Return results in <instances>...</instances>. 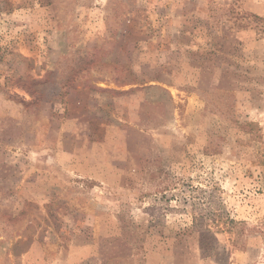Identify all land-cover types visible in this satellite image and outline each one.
I'll use <instances>...</instances> for the list:
<instances>
[{
	"label": "rangeland",
	"instance_id": "rangeland-1",
	"mask_svg": "<svg viewBox=\"0 0 264 264\" xmlns=\"http://www.w3.org/2000/svg\"><path fill=\"white\" fill-rule=\"evenodd\" d=\"M0 264H264V0H0Z\"/></svg>",
	"mask_w": 264,
	"mask_h": 264
}]
</instances>
